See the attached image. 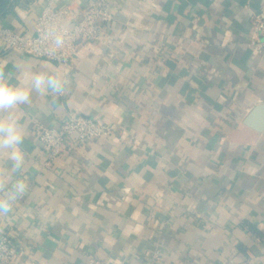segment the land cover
Instances as JSON below:
<instances>
[{"label": "crops", "instance_id": "crops-1", "mask_svg": "<svg viewBox=\"0 0 264 264\" xmlns=\"http://www.w3.org/2000/svg\"><path fill=\"white\" fill-rule=\"evenodd\" d=\"M107 1L113 22L79 43L69 67L0 40L12 83L41 70L64 81L62 93L0 113L25 135L21 172L0 153V178L10 177L0 197L15 179L26 185L0 214L16 263L150 264L157 250L160 264H264V131L245 121L264 103V46L249 31L264 0ZM45 3L9 0L0 26L31 32ZM69 111L113 133L66 136L45 164L34 126Z\"/></svg>", "mask_w": 264, "mask_h": 264}, {"label": "built area", "instance_id": "built-area-1", "mask_svg": "<svg viewBox=\"0 0 264 264\" xmlns=\"http://www.w3.org/2000/svg\"><path fill=\"white\" fill-rule=\"evenodd\" d=\"M77 18V16H79ZM113 12L107 0H89L80 9H71L69 5L56 6L54 0H46L37 16L33 29L27 33H17L12 29L0 26V40L4 50L21 51L34 56H44L56 63L69 67L72 55L81 42L99 38L101 30L113 22ZM52 26L66 33L65 45L53 55L49 48L48 33ZM250 44L254 48L264 46V4L254 13L250 27ZM34 132L47 152L45 164H50L58 157L61 143L66 136H72L84 142L102 135L113 133L111 125L98 121L91 116L69 111L64 120L57 124L36 123ZM12 230L0 234V264H17L14 256L17 251L11 245ZM159 251L152 254L150 264H160ZM91 264H105L100 258L90 259Z\"/></svg>", "mask_w": 264, "mask_h": 264}, {"label": "clouds", "instance_id": "clouds-1", "mask_svg": "<svg viewBox=\"0 0 264 264\" xmlns=\"http://www.w3.org/2000/svg\"><path fill=\"white\" fill-rule=\"evenodd\" d=\"M66 33L52 26L48 33L49 48L53 55L65 45ZM6 65L0 64V113L17 108H24L32 103L33 93H46L49 89L53 93L64 91V81L58 75L41 70L32 73L27 85L14 84L6 73ZM25 135L19 122L14 118L0 119V153H6L14 176L23 169V144ZM10 177L0 178V190L7 191ZM26 185L22 179L13 181L12 189L4 197H0V214L11 211L18 194H23Z\"/></svg>", "mask_w": 264, "mask_h": 264}, {"label": "water", "instance_id": "water-1", "mask_svg": "<svg viewBox=\"0 0 264 264\" xmlns=\"http://www.w3.org/2000/svg\"><path fill=\"white\" fill-rule=\"evenodd\" d=\"M259 112L264 113V103H259L255 107H253L249 111L245 121H246V123L255 127L257 130L260 129V130L264 131V117H262V119H260L258 121L255 120V117L257 116V114Z\"/></svg>", "mask_w": 264, "mask_h": 264}, {"label": "trees", "instance_id": "trees-1", "mask_svg": "<svg viewBox=\"0 0 264 264\" xmlns=\"http://www.w3.org/2000/svg\"><path fill=\"white\" fill-rule=\"evenodd\" d=\"M9 0H0V11L4 10L8 5Z\"/></svg>", "mask_w": 264, "mask_h": 264}]
</instances>
